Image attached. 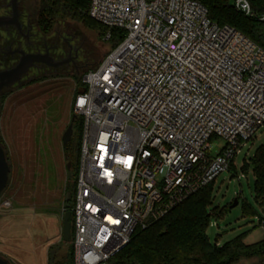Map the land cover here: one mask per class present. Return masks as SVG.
<instances>
[{
  "label": "built area",
  "instance_id": "obj_1",
  "mask_svg": "<svg viewBox=\"0 0 264 264\" xmlns=\"http://www.w3.org/2000/svg\"><path fill=\"white\" fill-rule=\"evenodd\" d=\"M230 1L264 22L253 0ZM89 16L125 32L72 103L83 119L74 263L108 264L138 229L229 172L264 128V49L196 0H90ZM213 138L225 146L211 149Z\"/></svg>",
  "mask_w": 264,
  "mask_h": 264
},
{
  "label": "rangeland",
  "instance_id": "obj_2",
  "mask_svg": "<svg viewBox=\"0 0 264 264\" xmlns=\"http://www.w3.org/2000/svg\"><path fill=\"white\" fill-rule=\"evenodd\" d=\"M4 1L3 7L0 6V16H8L11 12L9 6L4 7L10 1ZM21 22L23 36L15 29L10 28V32L0 30V58L7 51L18 48L26 53L48 48L54 57L71 59L54 73L31 72L26 80L0 95V144L10 167L8 184L0 195V203L10 202L9 207L0 209V256L10 264H48L49 247L59 259L67 251V247L62 246V227L65 213L71 211L67 206L74 201L73 185L71 183V188H68V183L72 182L70 178H75L72 175L77 166L76 129L77 126L79 129V122L74 126L76 146L72 143L68 151L70 160L64 156L62 137L74 116L73 99L84 74L115 48L112 42L78 25L61 24L51 35L43 36L26 17L21 16ZM28 22L32 26L30 47L25 44V35L30 34L26 28ZM0 63L3 70L11 68L2 60ZM263 143L264 128L241 149L232 171L223 173L212 184L210 211L229 208L235 199L240 198L239 205L227 209L224 216L212 217L207 230L212 244L223 246L243 237L244 242L251 245L264 239V230L254 220L264 208L255 201L251 162ZM210 145L211 149H216L223 148L225 143L213 138ZM245 162L248 169L244 174ZM244 202L256 211L254 216L243 214ZM20 246L26 248L25 262L22 261L23 255L14 251ZM239 264H258V260H243Z\"/></svg>",
  "mask_w": 264,
  "mask_h": 264
},
{
  "label": "trees",
  "instance_id": "obj_3",
  "mask_svg": "<svg viewBox=\"0 0 264 264\" xmlns=\"http://www.w3.org/2000/svg\"><path fill=\"white\" fill-rule=\"evenodd\" d=\"M208 10L209 18L219 26H230L251 39L264 49V22L248 19L237 13L230 0H196ZM2 6L4 0H0ZM2 4V5H1ZM252 6L258 13L264 12V0H253ZM90 0H22L20 13L22 17L33 23L38 33L43 36L51 35L61 24L78 25L98 37L112 42L116 48L125 38V32L120 29H109L89 16ZM33 21V22H32ZM110 38L106 40L107 35ZM101 63V62H100ZM97 64L94 68H97ZM91 70V69H90ZM82 83L78 89L81 88ZM79 122V129L78 123ZM78 132V157L76 172L69 179L68 188L73 185L72 198L75 197L78 179L79 149L81 145L83 119L78 117L73 123ZM75 138L64 146V156L69 158V149ZM255 179V201L264 208V143L257 149L251 160ZM233 164L231 165V168ZM248 164L245 162L242 172L247 173ZM232 169H230V172ZM215 182V181H214ZM212 182L195 195L174 208L162 219L151 223L146 229H138L129 244L118 252L108 264H239L243 260L257 259L258 264H264V239L255 244L247 245L243 237H238L223 246L212 244L207 236L211 219L224 216L226 210L210 211L212 201ZM70 190V189H69ZM238 200L240 198L238 197ZM70 203V199L67 200ZM74 203V201H73ZM69 210L71 206H67ZM243 214L254 216V211L247 203H243ZM73 219H71V224ZM62 246L67 251L61 259L48 252V264H75L73 248V227L71 241Z\"/></svg>",
  "mask_w": 264,
  "mask_h": 264
},
{
  "label": "water",
  "instance_id": "obj_4",
  "mask_svg": "<svg viewBox=\"0 0 264 264\" xmlns=\"http://www.w3.org/2000/svg\"><path fill=\"white\" fill-rule=\"evenodd\" d=\"M11 8V12L8 16H0V30L8 32L9 29L13 28L19 35H22L23 24L21 22V13L19 10V0H10L8 5ZM12 55H19V61L17 64L9 69L0 68V94L16 84H20L23 76L29 71V69L36 67V64L47 65L48 67L57 68L63 63L51 64V59L45 54L40 53H26L24 50L18 48L11 52ZM47 58L50 61H47ZM68 62V61H67ZM79 93L84 92V88L78 89ZM1 106V100H0ZM78 116L72 117L71 123L63 134L62 144L66 146L72 139L73 136V123L77 120ZM10 167L6 158L5 151L0 144V195L6 188L9 180ZM68 200V199H67ZM239 205V200L235 199L231 205V209ZM71 211H68L64 215L63 227H62V239L64 242L71 241ZM0 264H10L8 260H5L0 256Z\"/></svg>",
  "mask_w": 264,
  "mask_h": 264
},
{
  "label": "flooded vegetation",
  "instance_id": "obj_5",
  "mask_svg": "<svg viewBox=\"0 0 264 264\" xmlns=\"http://www.w3.org/2000/svg\"><path fill=\"white\" fill-rule=\"evenodd\" d=\"M10 1V0H9ZM21 3H22V0H19V10H20V5H21ZM8 5H6V6H4V7H7ZM3 7V6H2ZM10 8V7H9ZM27 21H29V20H27ZM28 27V29H27V31L28 32H30V34L28 35H25V37H26V43L25 44H27L28 46H29V39H30V35H31V31H32V26L30 27V24H29V22L26 24V28ZM24 28V27H23ZM13 29V28H12ZM11 29V30H12ZM6 32V31H5ZM10 32V31H9ZM30 47V46H29ZM45 47V46H44ZM11 52H6V54H5V56H3V58H0V60H2L3 62H4V64L5 63H7L8 65V67H13V66H15L16 64H17V62L19 61V55H12V54H10ZM29 53H35V54H37V53H40V54H43V55H47L50 59H51V61H50V59L49 58H47V61L49 60L50 62H51V64H56V63H63V64H61L60 66H58L57 68H61V67H63V65L65 64V63H67V61H69L71 58H69L68 56V59L66 60V58H61V57H54V56H52L51 54H50V50H48V48L47 49H45L44 51H39V52H33V51H31V52H29ZM10 59V61H8ZM17 61V62H16ZM11 63V64H10ZM13 63H15V64H13ZM1 64V63H0ZM0 68L1 69H3V67H1L0 66ZM57 68H55V67H48L47 65H43V64H36V67H33V68H31V69H29V71L23 76V78H22V80L24 81V80H26L29 76H30V74H31V72H33V71H35V72H39V73H41V74H46L48 71H50L51 73H54V70L55 69H57ZM7 90V89H6ZM2 94V93H1ZM0 94V95H1Z\"/></svg>",
  "mask_w": 264,
  "mask_h": 264
},
{
  "label": "crops",
  "instance_id": "obj_6",
  "mask_svg": "<svg viewBox=\"0 0 264 264\" xmlns=\"http://www.w3.org/2000/svg\"><path fill=\"white\" fill-rule=\"evenodd\" d=\"M50 248V247H49ZM26 248L25 247H23V246H20V247H17L14 251L15 252H17V253H20V254H22L23 256L22 257H24L23 258V260L22 261H27V255H26V250H25ZM27 252H28V250H27Z\"/></svg>",
  "mask_w": 264,
  "mask_h": 264
}]
</instances>
